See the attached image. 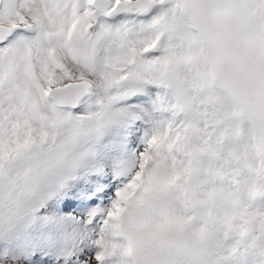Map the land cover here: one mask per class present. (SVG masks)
I'll return each instance as SVG.
<instances>
[{
  "label": "snow or ice",
  "instance_id": "snow-or-ice-1",
  "mask_svg": "<svg viewBox=\"0 0 264 264\" xmlns=\"http://www.w3.org/2000/svg\"><path fill=\"white\" fill-rule=\"evenodd\" d=\"M0 264H264V0H0Z\"/></svg>",
  "mask_w": 264,
  "mask_h": 264
}]
</instances>
